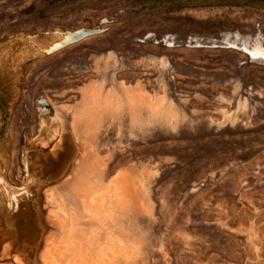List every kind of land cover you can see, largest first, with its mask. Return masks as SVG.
Returning a JSON list of instances; mask_svg holds the SVG:
<instances>
[{
    "label": "rangeland",
    "instance_id": "rangeland-1",
    "mask_svg": "<svg viewBox=\"0 0 264 264\" xmlns=\"http://www.w3.org/2000/svg\"><path fill=\"white\" fill-rule=\"evenodd\" d=\"M0 264H264V3L0 0Z\"/></svg>",
    "mask_w": 264,
    "mask_h": 264
},
{
    "label": "trees",
    "instance_id": "trees-1",
    "mask_svg": "<svg viewBox=\"0 0 264 264\" xmlns=\"http://www.w3.org/2000/svg\"><path fill=\"white\" fill-rule=\"evenodd\" d=\"M230 1H233V2L245 1V2H248V3H253V2L264 3V0H230Z\"/></svg>",
    "mask_w": 264,
    "mask_h": 264
}]
</instances>
